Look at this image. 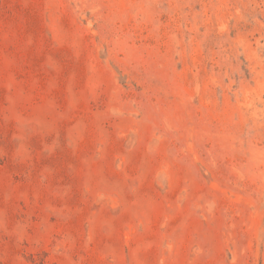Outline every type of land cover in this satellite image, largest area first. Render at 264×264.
Instances as JSON below:
<instances>
[{
  "label": "rangeland",
  "instance_id": "rangeland-1",
  "mask_svg": "<svg viewBox=\"0 0 264 264\" xmlns=\"http://www.w3.org/2000/svg\"><path fill=\"white\" fill-rule=\"evenodd\" d=\"M0 264H264V0H0Z\"/></svg>",
  "mask_w": 264,
  "mask_h": 264
}]
</instances>
